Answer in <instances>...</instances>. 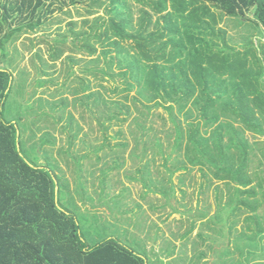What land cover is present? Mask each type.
I'll return each instance as SVG.
<instances>
[{"label":"trees","instance_id":"obj_1","mask_svg":"<svg viewBox=\"0 0 264 264\" xmlns=\"http://www.w3.org/2000/svg\"><path fill=\"white\" fill-rule=\"evenodd\" d=\"M48 1L51 0H5L0 26L12 19L9 26L15 27L0 35V64L8 57V42H16L28 30H38L56 11H63L58 0L50 4ZM68 1L72 7L90 1L91 5L84 7L89 12L97 2L102 4V0ZM128 1L110 0L107 13L112 18L105 34L87 37V44L93 38L104 41L105 37L110 41L108 46L114 48L116 55L111 59L108 60L110 50L104 49L103 54L111 73L114 67L121 70L117 74L125 84L121 97L114 99L112 95L92 92L74 102L85 106V101L95 99L98 108H102L101 126L105 130L106 123L124 121L122 116L130 115L133 108L146 121L155 110L165 109L173 126L171 154L167 156L160 139L152 140L151 148L161 156L166 168L169 164L173 167L167 169L171 173L168 184L172 186L175 173H190L195 168L203 173L209 187L214 179L223 182L228 200L221 204L223 195L217 188L221 195L219 204L223 206L208 220L216 226L217 236L226 237L222 235L223 224L224 234L226 227L232 233L244 209L253 213L245 218V228L235 241L242 259L224 260L223 264H264V219L257 214L264 203V174L251 172L252 150L254 146L263 147L264 156V146L257 141L252 144L247 136L250 132L255 139H264V0H148L164 25L162 30L150 32L152 15L143 11L136 33L132 32L133 12ZM252 11L251 18L248 13ZM224 18L236 19L240 25L249 22L256 33L255 41H248L244 53L228 46L225 30H217ZM130 38L134 44H124ZM218 40L223 43L222 48ZM157 42L159 46H153ZM89 47L92 54L97 52L94 46ZM13 60L0 65V264H154L146 254L123 241L117 231L108 233L106 222L96 211H83L74 201H61L62 194H71L63 191L67 186L61 185L58 165L50 160L52 152L45 148L47 135L40 143L27 145L36 137V130H30V126L52 116L44 112L29 121L28 126L7 118L12 93L23 95L17 90L16 58ZM100 61L97 58L92 64L98 66ZM89 72L112 76L98 68ZM87 86L83 81V91ZM111 92L118 93V89ZM146 121H137L139 144L147 143L145 137L154 131ZM76 138L70 133L69 139ZM108 146L111 148L110 139L105 137L104 144L93 152L97 156ZM117 146L124 148L128 144ZM91 155L88 151L76 160L78 173L82 172L81 160ZM41 160L45 161L44 166ZM97 160L103 161L99 157ZM144 169L147 175L151 174L148 163ZM144 183L147 188L158 184L154 180ZM164 191L175 196L173 187ZM77 193L85 201L83 181ZM199 217L205 218L204 212ZM232 218L237 219L234 226ZM93 236L102 242L91 244L95 242ZM222 255L233 254L227 250Z\"/></svg>","mask_w":264,"mask_h":264},{"label":"rangeland","instance_id":"obj_2","mask_svg":"<svg viewBox=\"0 0 264 264\" xmlns=\"http://www.w3.org/2000/svg\"><path fill=\"white\" fill-rule=\"evenodd\" d=\"M52 1L56 0L48 1V4ZM58 1L64 6L63 11H56L38 30H28L16 42H8V57L3 59L4 62L0 65H8L16 58L15 83L18 93L23 94L15 96V93H12L10 96L6 114L8 120L28 126L29 121L31 123L34 117H41L44 112L52 116L31 124L29 129L36 130V137L27 145L40 143L47 135L44 138L47 140L45 148L52 152L50 160L58 165L56 172L60 176L61 185L65 183L68 187L63 191L71 194H62L61 201L64 204L74 201L83 211H96L106 222L105 229L108 233L117 231L123 241L139 253L146 254L154 264H223L224 260H241L240 253L235 248V241L245 228V218L253 213L244 209L233 232L226 227L224 234L223 224L222 235L226 237L217 236L216 226L208 220L214 218L219 210L221 211V204H226L228 200L224 183L214 179L213 185L209 187L203 173L199 168H195L190 173H175L172 186L168 184L171 173L167 169L173 167L169 164L166 168L164 160L151 148L152 140L160 139L167 156L171 154L173 126L165 109L155 110L156 113L146 121L137 109L133 108L130 115L122 116L124 121L106 123L105 130L101 126L104 121L102 108H98L95 99L85 101L87 106L74 102L92 92L112 95L114 99H118L125 84L124 80L117 76L121 71L118 67H114L112 73L106 68L103 50L111 51L108 60L116 55L114 48L108 46L110 41L105 40V37L104 41L93 38L87 44L88 36L105 34L112 18V15L107 13L110 0H102V4L97 2L92 12L84 9L87 4L91 5L90 1L77 7L69 5L68 0ZM146 1L148 0L128 1L133 12V33L140 30L143 11L152 15L153 25L148 30H162L164 20L160 19ZM5 3V0L0 1V22L4 12L2 4ZM57 6L54 5L55 8ZM171 9L169 2V10ZM248 16L252 18L253 11L249 12ZM11 21L12 19L8 24L0 26L1 36L13 31L10 29L15 25L10 27ZM216 28L225 30L228 46L241 53L245 52L249 40L256 39V33L249 22L240 25L236 19L224 18ZM113 38L116 40V37ZM160 42L153 46L158 47ZM217 42H220L222 48L223 43L220 40ZM124 44H134V40L130 38L124 41ZM89 45L94 46L97 52L92 54ZM97 58L102 61L95 66L92 61ZM97 68L100 71L106 70L112 76H94L89 72ZM83 81L88 83L86 91L82 89ZM117 89L118 93L111 92ZM134 94L131 93L132 96ZM137 119L146 121L148 128H154V131L148 132L145 137V144L136 141L139 127ZM70 133L77 138L69 139ZM247 136L252 144L257 141L260 146H264L263 137L255 139L250 132ZM105 137L110 139L111 148L108 146L96 156L93 150L104 144ZM122 142L128 146H117ZM258 147L254 146L252 150L251 172L257 170L263 176V147ZM68 150L69 154L65 155L64 152ZM88 151L92 155L81 160L82 172L78 173L76 160ZM97 157L103 161H98ZM172 157L174 159L175 155ZM40 163L44 166L45 161L41 160ZM147 163L150 175L145 173L144 166ZM116 164L118 168H115ZM151 180L158 184L147 188L144 182L150 184ZM81 181L86 191L85 201L77 193ZM171 187L175 191L174 197L164 193V190ZM219 187L223 196L217 190ZM219 196L223 197L221 204ZM201 212H204L205 218L199 217ZM257 214L264 219V203ZM236 220L232 218L233 226ZM93 239V245L102 242L98 241L97 237L93 236ZM227 250L233 254L231 257H223L222 254Z\"/></svg>","mask_w":264,"mask_h":264}]
</instances>
